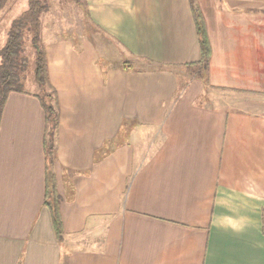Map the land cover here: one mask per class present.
Returning <instances> with one entry per match:
<instances>
[{
	"label": "crops",
	"instance_id": "0c3cea01",
	"mask_svg": "<svg viewBox=\"0 0 264 264\" xmlns=\"http://www.w3.org/2000/svg\"><path fill=\"white\" fill-rule=\"evenodd\" d=\"M84 1L106 59L88 40L42 42L64 234L33 81L0 122V264H264V0H196L205 84L185 70L201 60L189 0Z\"/></svg>",
	"mask_w": 264,
	"mask_h": 264
},
{
	"label": "trees",
	"instance_id": "16d2710c",
	"mask_svg": "<svg viewBox=\"0 0 264 264\" xmlns=\"http://www.w3.org/2000/svg\"><path fill=\"white\" fill-rule=\"evenodd\" d=\"M9 0H0V11ZM191 12L196 28L197 38L201 50V60L187 67L202 68L208 71L212 57V46L207 30L206 19L197 6L196 0H189ZM48 10L42 0H29L28 9L15 18L10 26L5 45L0 49V122L3 110L9 95L12 93H27L25 89L26 72H28L29 58L25 56L24 34L31 36L34 51L33 81L38 93L34 96L39 100L46 115V199L45 205L51 212L54 229L59 240L62 239L64 230L60 212L61 198L57 191L52 167L56 155V136L60 126V114L57 92L50 84L48 61L45 47L40 43L41 21L40 16ZM129 62H125L128 67ZM208 83L207 73L205 77Z\"/></svg>",
	"mask_w": 264,
	"mask_h": 264
},
{
	"label": "rangeland",
	"instance_id": "374dc122",
	"mask_svg": "<svg viewBox=\"0 0 264 264\" xmlns=\"http://www.w3.org/2000/svg\"><path fill=\"white\" fill-rule=\"evenodd\" d=\"M47 6L48 10L40 16L41 21V34L40 43L48 39H53L56 35H65L73 38L78 42V45L83 41L94 42L96 47L101 53L103 59L107 58V54L100 50L104 43L111 48L113 44H108L105 40L99 37L97 32H89L87 26L88 18L86 16V6L84 0H42ZM29 0H9L6 6L0 11V49L5 45L8 32L13 20L19 17L24 11L28 9ZM209 22L212 24V16L207 10ZM31 35L27 32L24 34L25 56L29 58L28 72H26L25 89H33V59L34 51L31 43ZM55 39V38H54ZM103 50V49H102ZM112 59V58H111ZM104 62V61H103ZM191 76L190 79H198L204 84L206 83L205 77L208 71L202 68L189 67L185 69ZM180 87H185L188 81L179 78ZM192 80H190L191 82ZM38 90V89H37Z\"/></svg>",
	"mask_w": 264,
	"mask_h": 264
}]
</instances>
